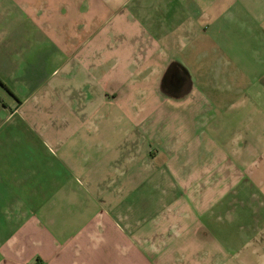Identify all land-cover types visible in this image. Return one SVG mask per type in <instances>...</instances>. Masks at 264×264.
<instances>
[{
  "label": "crops",
  "instance_id": "crops-1",
  "mask_svg": "<svg viewBox=\"0 0 264 264\" xmlns=\"http://www.w3.org/2000/svg\"><path fill=\"white\" fill-rule=\"evenodd\" d=\"M264 264V0H0V264Z\"/></svg>",
  "mask_w": 264,
  "mask_h": 264
},
{
  "label": "rangeland",
  "instance_id": "rangeland-1",
  "mask_svg": "<svg viewBox=\"0 0 264 264\" xmlns=\"http://www.w3.org/2000/svg\"><path fill=\"white\" fill-rule=\"evenodd\" d=\"M42 264H45V263H42Z\"/></svg>",
  "mask_w": 264,
  "mask_h": 264
}]
</instances>
